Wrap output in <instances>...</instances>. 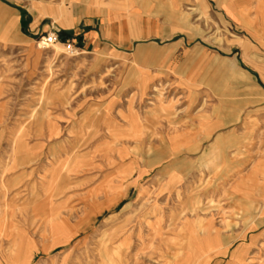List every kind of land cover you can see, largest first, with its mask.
I'll use <instances>...</instances> for the list:
<instances>
[{
    "label": "rangeland",
    "instance_id": "rangeland-1",
    "mask_svg": "<svg viewBox=\"0 0 264 264\" xmlns=\"http://www.w3.org/2000/svg\"><path fill=\"white\" fill-rule=\"evenodd\" d=\"M176 244L264 264V0H0V264Z\"/></svg>",
    "mask_w": 264,
    "mask_h": 264
},
{
    "label": "crops",
    "instance_id": "crops-1",
    "mask_svg": "<svg viewBox=\"0 0 264 264\" xmlns=\"http://www.w3.org/2000/svg\"><path fill=\"white\" fill-rule=\"evenodd\" d=\"M60 9L62 11V13H61V17H62L64 15V13H63L64 12L63 6H60ZM45 14L46 13H45L44 10L43 11H40L38 13V19L42 18ZM61 17H56L55 20L57 22H59L61 25H63L62 18ZM59 45H61V44H59ZM237 79H240V78L237 77ZM256 188H258V185H256ZM184 229L186 231V235H187L186 237L188 238L187 241H189V238L190 237H192V239L194 240V238L196 236V229L194 228V226L191 225V224L186 223L184 225ZM177 246L178 245L176 244L175 245V249L173 248V250H175V251H174L173 254H170L169 255L170 257L168 256V254L166 255L168 259L171 258L169 264H201L200 261H199V263L196 261V259L200 260V257L203 256L202 254H204L203 253L204 251L201 248H199V247L196 246V247H194V249L191 250V254L190 255L184 256V255H180V253H181V251H183V249L181 247H178L177 248ZM189 247H187L188 250H189Z\"/></svg>",
    "mask_w": 264,
    "mask_h": 264
},
{
    "label": "built area",
    "instance_id": "built-area-1",
    "mask_svg": "<svg viewBox=\"0 0 264 264\" xmlns=\"http://www.w3.org/2000/svg\"><path fill=\"white\" fill-rule=\"evenodd\" d=\"M51 40L57 41L58 40V36L53 35L52 38H51Z\"/></svg>",
    "mask_w": 264,
    "mask_h": 264
}]
</instances>
